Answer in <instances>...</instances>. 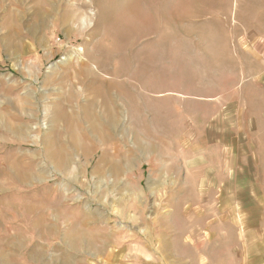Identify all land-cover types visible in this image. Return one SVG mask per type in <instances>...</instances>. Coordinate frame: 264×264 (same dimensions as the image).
Returning <instances> with one entry per match:
<instances>
[{
  "label": "rangeland",
  "instance_id": "1",
  "mask_svg": "<svg viewBox=\"0 0 264 264\" xmlns=\"http://www.w3.org/2000/svg\"><path fill=\"white\" fill-rule=\"evenodd\" d=\"M0 116V264H264V0H0Z\"/></svg>",
  "mask_w": 264,
  "mask_h": 264
},
{
  "label": "crops",
  "instance_id": "2",
  "mask_svg": "<svg viewBox=\"0 0 264 264\" xmlns=\"http://www.w3.org/2000/svg\"><path fill=\"white\" fill-rule=\"evenodd\" d=\"M258 124H260V123H258ZM233 127L235 128V129H233V134H232L231 128L229 126L220 127V129H218V131H217L219 133L217 135L218 140H216V141L213 140V143H215V144L219 143V144H222L224 147L228 146V147L232 148V155L227 159H222L223 160V167H222L223 171H227V170H231V169H233V170L239 169V170L246 171L245 169H249V163H252V162L247 161V164H245L242 161L244 159L245 154L242 155L243 152L240 153V155L238 156V160H236L234 158V153L240 152L239 148L241 147V144H240L239 137L245 136L246 139H250V138H253V136H255L254 134H257V136L261 138L264 135V129L260 128V130L256 131L253 129H247L245 126H242V125L239 126V124H234ZM251 131H253V133H251ZM247 135H249V137ZM213 136H215V134H213ZM241 156L243 157V159L241 158ZM198 164H199L198 165L199 169H200L199 166H204L202 162H198ZM219 168H221V167H219ZM241 175L242 176L239 175V177L241 179L243 177H245V173H242ZM233 176L235 178L237 175H234V173H233ZM263 188H264V186H263Z\"/></svg>",
  "mask_w": 264,
  "mask_h": 264
},
{
  "label": "bare ground",
  "instance_id": "3",
  "mask_svg": "<svg viewBox=\"0 0 264 264\" xmlns=\"http://www.w3.org/2000/svg\"><path fill=\"white\" fill-rule=\"evenodd\" d=\"M99 93V92H98ZM101 101H102V104L101 106L104 107V110H105V116L103 117V122L106 123V122H114L113 118L112 117H115L116 114L118 113L117 109L116 108V104L114 103V99L112 96H105L100 98ZM104 113V112H103ZM87 117H89L87 115ZM3 119L2 116H0V120ZM70 118H67V122L69 121ZM102 118L99 119V121H101ZM92 120L94 121L95 123V119L92 118ZM112 124V123H111ZM95 125V124H94ZM91 128L96 131V128L95 126L93 125H90ZM10 130L13 132V133H21L22 130H24V128L22 126H14L12 128H10ZM99 133V132H98ZM101 136H102V133H101ZM78 146V144H77ZM60 150V149H59ZM61 152L62 151H58L56 154H51L50 157H51V161H53L54 163V166L56 168H59V167H65L66 165L69 164V157H66V156H63L61 155ZM88 241V240H87Z\"/></svg>",
  "mask_w": 264,
  "mask_h": 264
}]
</instances>
